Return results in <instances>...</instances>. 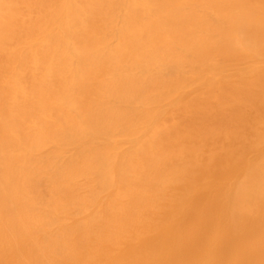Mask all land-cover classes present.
I'll list each match as a JSON object with an SVG mask.
<instances>
[{
    "label": "bare ground",
    "instance_id": "1",
    "mask_svg": "<svg viewBox=\"0 0 264 264\" xmlns=\"http://www.w3.org/2000/svg\"><path fill=\"white\" fill-rule=\"evenodd\" d=\"M0 264H264V0H0Z\"/></svg>",
    "mask_w": 264,
    "mask_h": 264
}]
</instances>
